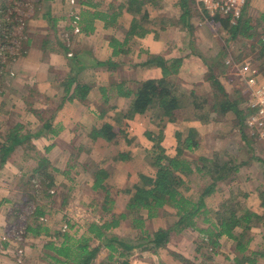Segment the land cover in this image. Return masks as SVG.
<instances>
[{
  "label": "rangeland",
  "instance_id": "rangeland-1",
  "mask_svg": "<svg viewBox=\"0 0 264 264\" xmlns=\"http://www.w3.org/2000/svg\"><path fill=\"white\" fill-rule=\"evenodd\" d=\"M8 1L10 2V0ZM15 2L17 4H15V8L11 10L9 14L16 12L19 26L15 29L14 33H6L7 37L9 38L8 42L4 44L0 43V60H2L4 64V66L1 67L2 70L0 72V74L3 75L2 77L4 84L0 89V142L3 144L6 143L8 135L15 127H17L18 124L24 127V129H22V134L24 135L28 133L34 134L33 130L37 129H32V122L30 120H36V122H33L36 124L37 118L34 114L29 113L30 109L27 107V101L31 90L36 93L30 104H36L37 100H43V104L46 105H44V108H48L46 113L47 118L51 116L50 110H55L58 104L60 105L63 101L65 105V103L69 101V97L72 94L70 92L71 94L69 93L67 95L63 91L64 87L61 86L62 88L58 89V91L61 93L59 98L56 101L51 100L52 104H50L46 101L47 98L42 96L41 92L37 90V87H34L35 85L30 86L29 83H25L23 80H21V69L19 68V64L24 57H22L19 51L23 46L22 41L25 39L24 27L27 21V24L31 27L30 32L32 34H37V11L41 12V10H44V8L42 6V0H16ZM251 3L252 0L250 1L249 7L247 9L248 12L252 8ZM262 6L263 5H259V7ZM260 16L261 15H258L255 19L246 17V19H250L252 26L256 27ZM70 20L72 21V18ZM208 22V25L214 31L221 30L216 19L214 21L213 19H209ZM65 33L66 32L61 34L60 39L62 38L63 43L69 47L70 38L67 41V39L64 37ZM228 36L229 35H226L223 38L225 42H228L230 39V36L229 38ZM260 40H263L264 42V25H261L259 28H257V35L254 39L243 40L242 37L234 40L230 39V51L227 52L228 54H223L222 57L227 54V58L232 57L238 62L255 59L257 61V65L259 66V70L262 71L261 73L264 77L262 69L264 68V59L259 58L261 47L258 45V42ZM50 46L52 45L50 44ZM33 48L37 49V40L33 42ZM7 55L8 57H6ZM73 55L74 54H72V56ZM172 55L179 54L174 52ZM209 55L210 54L207 56ZM11 56H13V58H11ZM225 69L226 68H224L223 71ZM139 71L141 70L128 71L127 69H117L115 72H112V74L116 75L117 78H114V80L118 81V84H124V90H134L138 87V83L134 84L135 82L133 81L139 77L141 79H144L145 77L143 73L138 75ZM59 76H62L61 73ZM208 76L209 75L207 74L206 77L208 78ZM228 76V72L224 71V79L220 81L223 83L224 87L212 85L206 82V85L203 86L205 89L198 91V96H201L199 99L200 103L206 99L208 100V104L204 103L202 105V109L207 107V112L209 110L208 106L211 105L213 95H215L217 90L220 92V95H217L215 100H219V102H221L223 105L225 104V95H229L231 97V101L236 106V108L233 107L231 110L229 109L227 114L222 116V119L221 116L212 113L209 117L210 124L206 126H201L194 120L195 112L193 111L192 98L190 95L192 92L196 93L197 91L194 90L195 85L193 84H184L185 82L172 79L174 85V95L181 101L182 104L180 112L183 118L176 123H170L167 121V119L163 120L160 113L156 110L149 111L144 116L138 115L137 118H134L133 120L123 118L122 122L119 123L118 115L120 113H122V116L125 115L124 113L127 112L129 107V101H125V98H119L117 96L118 90L115 86H113L114 89H109V93L110 91L114 92V96L112 97L111 101L105 103L103 100H101L99 103V109L102 112H108L107 117L105 116L103 118H97L98 120L96 118L94 119L93 117L91 119L89 117L86 118V121L83 124L86 127H89L88 130L84 127L80 132L71 135V140L74 138L72 143L70 138L67 140L68 143L65 141L62 142V144L65 145V148L59 150L58 158L63 160V165L60 166L62 170L64 172H68L69 174L58 176L59 187L48 190L46 193L50 194L48 197L42 192L41 189L42 180L45 179V176H41V173H44V171L42 170V172L37 173L39 171L37 169L39 168V165H41V161H43V158L46 157V155L43 156V152L41 153V156L37 150V147L34 143L37 138H32V144L35 149H28V146L25 144L22 148H19L16 153L12 154L7 162L12 164L13 161H15V164L11 166L9 170H5L9 173V177H13L15 172L18 170L20 173L17 175L19 177H16L15 182H19L18 178H20L19 184L17 185L16 183H13V181L7 183L0 176V204H8L5 206L1 205L0 208H4V212H9V220H7L6 224L8 225L7 227L9 231L6 232L7 229L5 230L7 234L5 233L6 235L3 236V241L8 244V247L5 251L8 253L7 256L8 259H10V263L14 264L15 262V264H19L15 258V254L19 249H25L26 244L27 247H31V244H37L34 243L36 241L29 243L27 242L28 236L30 238L37 237L27 233L26 228L32 227L37 221V217H35L34 214L39 206L44 207L45 214L48 213L50 217H42L38 223H40L44 228H48L51 231L50 234L54 232L64 233L62 232L63 227L67 225L68 228L65 233L80 239L81 236L86 234L89 224L100 223L101 217L104 216L102 212V206L105 202V196L107 195V192L100 189L91 190L90 184L94 182V174L101 169L105 170L109 175V178H107L105 184L110 190L111 198L115 200L116 209L126 206L127 199L120 193V191L126 187H131V185L138 183L140 174L153 173L152 167L148 162L147 154L148 151H152L156 142L148 136V133H152V136L156 137L162 132L164 135L162 146H164L170 156H175L177 147L176 133L179 131L184 134L183 137H186L189 129L193 128L197 131V140L200 147L194 153L188 156L190 160L195 161L199 157L211 158L213 152H228L235 164H242L243 166L241 167L240 171V181L237 182V186H235L236 182L232 183L231 187H234L236 190L238 185L239 187L243 188H256L260 184H263L262 180L259 178L256 179V177L255 179H251V177H249V180L246 179V177L249 176L248 173L253 175L254 170L257 172L263 167L259 161V158L264 159V153L259 151V146H257L254 142L247 140L248 137L246 135L243 122L244 118L242 121V117L239 114V111H242L244 106L247 104L248 95L246 93L243 94L242 86H238L235 82H231ZM65 80L66 78L61 82H64ZM224 88L226 89L227 93L225 92ZM73 89L74 87L72 90ZM220 89H222L223 92H221ZM100 90L101 88L99 91ZM8 92H10V94L13 96L12 98H10L11 96H8ZM109 93H107V96H109ZM86 101H88V99ZM91 102L92 101H89L88 103L90 104ZM217 118L218 121L216 120ZM106 122L111 123L112 126L115 127V132H117L119 135L118 146L113 145L114 143H108L103 139L100 140L97 145L93 144L91 146L90 142L92 139H90V134L93 128H100ZM40 126H42L41 122ZM75 127L76 126L73 128ZM59 133L60 131H57L56 136H51L57 137ZM128 141H131L130 145L128 144ZM128 151L131 153V155L127 161L118 160L119 154L123 152L126 153ZM223 160L228 161L229 159L223 158ZM4 167L5 165H0V171H2V168ZM46 169H48V174L50 175L55 176L59 174L54 171L55 167L53 165H50ZM3 176L5 178L8 177L6 174ZM38 176L39 179H37ZM185 179L189 182L190 187V190L186 192L185 196L197 201L203 192L204 180L200 179L197 174L189 179ZM4 182L8 185L9 189L3 187ZM29 182L33 185L32 188L26 185ZM69 188H71V190H69ZM226 188L227 190L230 189V187L220 184L217 192L212 197L207 199L210 209L216 210L221 206L223 202L222 194H224ZM5 196L9 197L6 198ZM67 197L69 198L68 203L62 205V201L64 198L67 199ZM66 211L68 215L65 214ZM164 212H167L168 214L163 213L164 216L160 215V217L148 221V228H150L152 231L153 229L160 228L161 226L168 229L170 226L175 224V222H177L178 219L174 215V210L165 208ZM144 214L146 215L145 211ZM3 219L5 220V216ZM212 220L214 223H217L215 218ZM128 223L130 222H124L120 228L114 230L115 233L118 236L126 239H129L130 236H134L135 234L133 231H130ZM49 225H51V228L53 229H51ZM199 225L201 228L206 227L202 221L199 222ZM42 235L46 236L45 234ZM177 236V234L173 233L172 238ZM46 237L47 239L49 238L51 240L49 242H53L58 246L62 242L61 239L56 237ZM182 239H185V245L182 246L183 249L179 247V250L183 252L185 251V253L189 254L190 257L194 256V260L191 261L195 263H199V261H195V257H198L200 254L209 252L212 254V258H215V256L220 253L221 250V247L218 248V253L216 255L213 254L212 248H210L212 253L206 249H202L203 253H197L198 248L203 246V239L205 241L208 240V238H204L197 231L190 233L188 236L182 237ZM176 240L177 238H175L173 242ZM39 245H44L45 247L46 244L39 243ZM44 247H41L39 253L41 254V258L45 261V263L49 264L47 255L51 253L46 251ZM106 257L107 251L103 250L94 264H101L103 259ZM26 258L27 257L25 253L22 264H37L36 255L35 259L30 257L28 262L25 260ZM203 260L204 258H201V262ZM208 262L211 263V261Z\"/></svg>",
  "mask_w": 264,
  "mask_h": 264
},
{
  "label": "trees",
  "instance_id": "trees-1",
  "mask_svg": "<svg viewBox=\"0 0 264 264\" xmlns=\"http://www.w3.org/2000/svg\"><path fill=\"white\" fill-rule=\"evenodd\" d=\"M16 0H0V43L4 44L8 42L9 38L6 33H14L15 29L19 26L17 20V14H9L11 10L15 8ZM20 1V0H18ZM22 1V0H21ZM42 3L45 9L41 15L42 20L47 24V27L37 28V34H32L30 25L27 24L24 27L25 39L22 41L23 46L20 49V54L25 57L29 50L33 47V42L40 40L38 31L48 32L46 41H43V51L46 49V42L51 40L49 32L51 31L55 37L58 35V19L54 18L51 14L50 7L46 9L45 3L51 0H44ZM138 0H130V4L133 7ZM83 2V1H82ZM90 5V3L87 2ZM248 6L243 11L241 18L235 23H232V19L229 16L219 15L216 17L217 23L222 25L224 30L230 34V39L243 38V40L254 39L257 35V28L263 26L264 20H259L256 27L252 26L250 19H246ZM137 13V11H132ZM245 12V13H244ZM40 12L37 11V17ZM115 18L114 16L111 19ZM74 20V18H72ZM71 21V20H70ZM81 20L78 22L80 29ZM73 21L70 23L72 24ZM113 23V21H112ZM108 25V22H107ZM220 25V26H221ZM73 26V25H72ZM71 27V26H70ZM136 30V26H133ZM72 29V28H71ZM81 29V31L88 32V30ZM89 31H92L90 28ZM253 31V32H251ZM259 33V32H258ZM229 39V40H230ZM61 49L64 50L66 55L69 54L67 45L59 43ZM258 45L261 47L259 58L264 59V42L260 40ZM263 46V47H262ZM49 47V46H48ZM257 47V46H256ZM114 55L118 56L121 52H118L117 45L113 42ZM8 57V55L6 56ZM13 58V56H11ZM75 58V57H74ZM149 65H155L162 70L163 78L159 80H147L145 82L138 83V87L134 90H124V84H118L116 89L118 90L117 96L119 98L129 99V107L124 116L122 113L118 115V122L121 123L122 119L133 120L136 116L145 115L149 111L156 110L160 113L163 120L167 119L170 123H176L183 117L181 115L182 104L181 101L174 95L173 92V76L177 75L182 67V60L174 59L166 61L162 57L151 56L148 61ZM104 66L110 65V62L103 64ZM3 61L0 60V72L3 67ZM74 68V67H73ZM224 71L228 72V68ZM75 71L72 70L66 80L62 82L65 88V93L68 95L72 88L75 87L73 93L70 96L69 101L78 99L85 101L92 91V87L88 85H82L77 82ZM3 75L0 74V89L3 84ZM215 75L209 77V82L212 85L220 86V80H216ZM111 89H114L111 88ZM28 97V108L30 114H34L35 117L41 122L42 126L37 133L34 134H22L23 126L17 125L12 132L8 135L6 143L0 142V165L3 166L8 161L10 156L22 148L25 144L28 149H35L32 144V138L48 137L49 135L56 136L57 131L53 127L55 116L59 110L63 107L64 101L51 111V116L47 118L48 108H44L43 100L35 103H31L32 98L36 92H32ZM105 103H108L107 89L101 88ZM223 92L222 89H220ZM216 94V93H215ZM38 97V95H37ZM190 97L192 98L193 110L195 117L203 122H208L212 113H223L236 106L231 101L229 95H225V104H221L216 99V95H213L211 105L202 109L204 103L208 104L206 99L202 103L199 102L201 96L192 92ZM25 98V97H24ZM52 104L51 100H47ZM45 101V102H46ZM45 105V106H44ZM207 106V105H206ZM240 116L245 120L243 111H239ZM107 117V112H103V117ZM102 117V118H103ZM244 122V121H243ZM181 132L176 133L177 147L176 155L170 156L162 142L164 135L161 132L158 136L153 137L152 133H148V136L156 142L152 151H148V162L152 167L153 173L140 174L139 181L131 187H126L121 190L120 193L126 197L125 210L116 214L114 212L115 200L111 198L110 190L105 184L108 173L105 170L97 171L93 177H95L93 190H105L107 195L105 196V202L102 206L103 215L100 223L89 224L88 230L85 235L80 239L67 233L54 232L50 234L48 228L41 226L38 221L40 218L45 217L44 207L39 206L35 211V217L37 221L32 227H27V233L34 237L45 234L49 237H56L62 240L61 244L55 245L53 242H48L45 245V250L48 251L47 255L49 264H94L103 250L107 251V257L103 259L101 264H131L130 260L136 251L144 253L146 251L157 252L160 249L166 248L170 243L173 233L181 234L186 230H192L199 232L204 238H208L204 241L203 246L199 247L197 253H203L202 249L210 251L213 250V254L216 255L217 249L221 247L220 241L222 238L227 237L233 240L235 244V251L240 255H244L248 259L249 264H255L258 258H264V247L256 252L246 253L249 246L252 243V229L257 228L259 225L264 228V215H259L243 205L245 199H248L249 194L245 193L238 187V192L228 194V199H224L221 206L214 210L210 209L207 203V199L212 197L218 190L220 184L230 186L232 183L237 182L238 174L241 171V165L235 164L234 160L229 156L228 152H215L211 158L199 157L197 160L192 161L188 158L189 155L194 153L199 147L197 140V131L190 128L186 137ZM90 137L93 141L103 139L108 143H114L118 146L119 135L115 132V127L111 123L106 122L100 128H93ZM248 137V136H247ZM254 142L251 138H247ZM131 144V141H128ZM129 152H123L119 154L118 160L127 161ZM223 158H228V161H224ZM39 170L37 173H41V176H45L42 180V192L47 193L48 190L55 188V182L52 175L48 174V168L50 166L47 159L43 158ZM48 166V167H47ZM55 171V170H54ZM68 174V172H66ZM198 175L200 179L204 180V189L197 201L185 196L186 192L190 190L189 182L185 179H189L192 176ZM33 176V174H32ZM31 177V176H30ZM31 181V180H30ZM27 186L33 187L32 184L27 183ZM263 185L256 187L260 193L261 207L264 209V189ZM264 188V187H263ZM50 196V194H46ZM236 196V198L234 197ZM69 198H64L62 205L67 204ZM165 208L174 210V215L178 219L175 224L168 229H160L152 231L147 226V222L158 217L168 214L164 212ZM146 212V215L144 214ZM162 213V214H161ZM213 218L217 223L213 222ZM128 223L130 231L134 232V236H130L129 239L118 236L114 230L121 227L124 222ZM206 226L201 228L199 222ZM208 225V226H207ZM212 251H210L212 253ZM247 254H249L247 256ZM176 260L181 264H195V262L186 259L184 256L173 253ZM209 252L200 254L195 257V261L201 262V258H204L205 262L212 261L213 258ZM251 256V257H250ZM251 258V259H250ZM252 258H255L254 260ZM51 260V261H50ZM240 264V261H238Z\"/></svg>",
  "mask_w": 264,
  "mask_h": 264
},
{
  "label": "crops",
  "instance_id": "crops-1",
  "mask_svg": "<svg viewBox=\"0 0 264 264\" xmlns=\"http://www.w3.org/2000/svg\"><path fill=\"white\" fill-rule=\"evenodd\" d=\"M44 2L45 1L42 0V3ZM78 2L76 8L70 4V0H51L45 3L46 9L50 7L52 16L58 19L57 28L59 35L56 38L50 31L51 40L46 42L47 48L43 51V41H46L45 39H47L48 32H44V30L38 31V36H40L41 39L39 40L37 38V49L32 47L27 56L24 57L19 64V68L21 69V80L25 83H29L30 86L35 85L34 87H37L41 95L45 96L48 100L56 101L59 98L61 93L58 89L63 86L61 81L67 78L66 76L70 75L72 70L75 71L73 74L76 75L79 84L92 87L91 95H88V101H86V99L84 101L85 103L78 99H74L73 101H67L65 105L63 104V107L59 110L53 122L54 129L60 131L57 137L51 135L48 137H38L34 142L40 155L43 152V156L46 155L49 164L53 165L55 171L59 173H56L57 175L55 176L52 175L55 182L54 189L59 187L58 176L67 175L60 167L63 165V160L58 158L59 150L65 148L62 142L65 141L68 143L67 140H69L71 135L80 132L84 127L88 130L89 127L83 124L86 118L89 117L91 119L93 117L97 119L103 117V112L99 109V103L101 100L104 101V97L99 89L106 88L108 89L107 93H109V89L118 85V81L114 80V78L116 79L117 77L112 74V72H115L117 69H127L128 71L141 70L138 72V75L143 73L145 77L144 79L140 77L137 78L136 80L138 81H133L135 82L134 84L147 80H159L163 78L162 70L155 65H149V58L151 56L162 57L166 61L180 59L182 60V67L179 73L173 76L172 79L185 82L184 84L195 85L194 90L197 91L196 94L198 95V91L205 89L203 86L206 85V82L210 84L208 80L211 75H215L220 81L224 79L223 69L228 54L227 52L230 51V41L228 40V42H225L223 40L226 35L230 36L228 31L224 30L221 24V30L214 31L208 25V20L212 19L210 14L194 0H138L133 7L130 4V0H78ZM87 2L90 3V5L87 4ZM258 4L263 6L259 7ZM251 5L252 8L246 13V17L255 19L258 15H261L259 20H264V0H252ZM44 10L42 9L38 14L37 28L47 27V24L41 18ZM133 10L137 11V13H133ZM72 13L80 15L81 29L85 28L84 30H88V32L81 31L80 34H74L73 26L70 24L72 22L70 21ZM112 16L115 18L111 19ZM133 26H136V30H134ZM90 28L92 31H89ZM64 32L68 33L70 37V46L67 47L69 49V54H74L72 57H68L64 50L58 45L59 43L64 44L62 38L60 39L61 34ZM113 42L117 45L118 52H121L118 56L113 54ZM50 44L52 46H50ZM174 52H177L179 55H172ZM225 53L227 54L222 57ZM208 54L210 55L207 56ZM108 62H110V65H103ZM60 73L62 76H59ZM207 74L209 75L208 78L206 77ZM219 83L223 86V83ZM74 89L71 93H73ZM63 91L65 92V88ZM225 92L227 93L226 89ZM8 93V96L12 98L13 96L10 92ZM215 95H220V92L217 90ZM113 96L114 92L110 91L109 96H107L109 102ZM89 101L92 102L89 104ZM125 101H129L130 103L129 99ZM124 114H126V112ZM217 115L221 116L222 119V116L225 114L217 113ZM136 118L137 116L135 119ZM194 120L201 126L210 124L209 121L203 122L196 117ZM216 120L218 121V118ZM30 121L32 122V129L37 128L33 130L34 133H37L41 128L39 120L37 119L36 124L33 123L36 122V120ZM74 126L76 127L73 128ZM73 139L74 138L71 140L70 138L71 143ZM100 140L102 139L96 141L91 140L90 145H97ZM259 151L264 153L262 147H259ZM213 154L214 152L212 155ZM130 155L131 153L129 152V156ZM259 159L263 167L259 169L260 171H257L258 174L256 170H254L253 175L248 173L249 176H247L246 179L249 180V177H251V179H255V177L256 179L259 178L262 180L263 184L261 185L264 187V159ZM14 164L15 161H13L12 164L7 162L5 167L2 168V171H0V176L5 182L10 183V181H13V183L18 185L20 178H18L19 182H15V180L16 177H19L17 175L20 172L17 170L13 177H9V173L5 170H9ZM4 174L8 175V177L5 178L3 176ZM240 174L241 173L238 174L237 182L240 181ZM39 176L37 179H39ZM5 182L3 187L9 189ZM237 182L235 186H237ZM93 185L94 182L90 184L91 190H93ZM226 187H230V189H225L224 194H222V201H224L226 197V199L229 198L228 194L237 193L239 185L236 190L234 187H231V185H227ZM263 187L261 188L262 190L264 189ZM239 188L249 194L248 199L244 200L243 205L259 215H264L258 189L253 187ZM69 190H71V188H69ZM5 197L8 198L9 196ZM234 198H236V196ZM1 205L5 206L8 204L1 203L0 206ZM3 209L0 208V264H11L7 256L8 253L5 251L8 244L3 241V236L9 231L8 225H6L7 220H9V212H4ZM124 210L125 206L116 209L115 204L114 212L116 214H120ZM65 214L68 215L67 211ZM4 216L5 220L3 219ZM45 216H49L48 213L45 214ZM147 224L149 225V223ZM261 226L263 225L261 224L257 228L252 229L251 236L253 240L246 253L256 252L264 247V228ZM49 227L51 228L52 226L49 225ZM160 229L167 228L161 226L160 228L153 229V231ZM190 231L191 230H186L181 233V235L178 234V236L175 237L177 240L174 242L173 240L175 238H171L167 247L157 252L146 251L141 253L136 251L130 263L181 264L174 259L173 253L194 260V256L190 257L185 251L179 250V247L183 249L182 246L185 245V239H182V237L188 236L190 233L194 232ZM36 237L37 238L27 237L28 243L36 241L34 243H37V246L31 244V247H27L26 244L25 253L27 258L25 260L28 262L30 257L35 259L36 255L37 264H46L39 253L41 247H44V245H39V243L47 244L51 240L49 238L47 239L44 235ZM220 244V253L213 258L211 263L205 262L204 260L202 263L239 264L238 261H240V264H249L248 259L244 257V255H240L235 251L233 240L224 237L221 239ZM248 255L249 254H247V256ZM252 259L254 260L255 258ZM199 263L197 262L195 264ZM255 264H264V258H258Z\"/></svg>",
  "mask_w": 264,
  "mask_h": 264
},
{
  "label": "built area",
  "instance_id": "built-area-1",
  "mask_svg": "<svg viewBox=\"0 0 264 264\" xmlns=\"http://www.w3.org/2000/svg\"><path fill=\"white\" fill-rule=\"evenodd\" d=\"M208 12L213 19L219 15L229 16L232 23L235 24L243 15L244 9L247 7L249 0H194ZM78 0H70V4L76 8ZM74 34H80L81 29L78 25L80 15L72 13ZM65 39L69 40V35L65 33ZM72 57V54H68ZM228 68L229 79L238 86H242L243 94L248 95L247 104L242 111L245 115L244 126L246 135L251 138L259 147L264 149V77L259 70L257 61L246 60L238 62L232 57L225 61ZM264 73V69H263ZM68 226L63 227L62 232L67 231ZM25 257V249H19L15 258L19 264H22Z\"/></svg>",
  "mask_w": 264,
  "mask_h": 264
}]
</instances>
